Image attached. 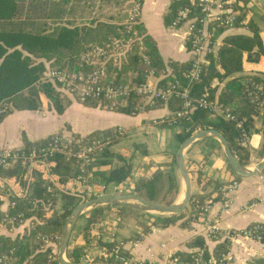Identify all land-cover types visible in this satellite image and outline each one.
Segmentation results:
<instances>
[{"label": "trees", "instance_id": "obj_1", "mask_svg": "<svg viewBox=\"0 0 264 264\" xmlns=\"http://www.w3.org/2000/svg\"><path fill=\"white\" fill-rule=\"evenodd\" d=\"M233 12H235L234 25L239 26L247 11H252L257 14L258 9L255 6H249L250 0H224ZM200 0H174L171 3L169 12L165 15V23L170 24L177 10L184 6L189 7L190 16L192 13L199 11ZM20 14L18 0H0V101L6 100L10 109H26L36 110L42 104V98L46 100L48 105L57 113H62L69 105L70 100L60 93V86L50 81H41L47 65L44 61H49L50 67L59 66L71 71H89L91 67L82 66L80 55L87 50L89 44H96L94 40L96 32L91 26H68L60 25L53 28L52 31L46 32L44 29H30L23 27H6ZM106 25L107 30H112V34L103 35L104 42H98V45L110 44L111 38H119L124 36V24ZM112 27V28H111ZM137 34L141 37V43L147 48L146 54L150 61V68L154 73H167L169 67L171 73L158 80V86H165L174 81H178L181 86L189 84L190 95L194 100L198 99L204 93L208 94V98H215L216 88L212 87L214 79L223 82V86L217 94L218 102L225 106V109L230 114V118L216 116L211 119V112L196 107L191 112V120L179 122L181 130L176 135L177 143H182L186 138L191 136L195 130L214 129L219 132L227 141L233 155L242 165L247 164L248 149L246 146L239 144L241 134L252 131L253 117L258 114L256 103L251 100L248 88L250 82L261 84L262 94L261 100L264 101V74L249 75L244 77L237 76V72L242 69L243 54L247 53L249 60L257 61L260 55L264 54V45L255 23H249L251 34H230L225 36L222 44L216 54H208L206 62L202 65V71L198 80L190 81L183 77V72L189 67V62L170 61L166 66L152 40L144 33L138 23L133 25ZM211 30V27L208 28ZM223 26H216L213 29L212 39L223 32ZM90 39H88V38ZM109 37V38H107ZM85 44V45H84ZM189 47V44L187 43ZM35 59H41L34 61ZM66 59L68 66H64L62 61ZM140 55L138 50L128 54L125 61L120 66L108 64L107 77L111 83H126L132 80L140 83L144 80L143 70L139 68ZM221 68V72L218 69ZM133 74L132 76H130ZM247 81V82H245ZM60 90V91H59ZM138 95L130 93L127 96L125 106L115 110L125 114H134L133 110L136 105L145 106L144 100ZM162 102L161 100H156ZM86 106L100 104L97 100H86L82 102ZM169 109L172 112L180 108V102L175 97H170L166 101ZM2 116L0 117V119ZM110 129H105L104 133H109ZM96 133V132H92ZM51 136L41 138L35 141L25 140L24 145L15 151L18 154L24 152L28 154L33 151L34 162L29 165L27 162L24 166L20 160L12 162L5 168H0V180H13L19 189V196L11 195V202H15V206L4 213L0 210V221L15 222L24 220L29 217L39 219L30 229L21 235L15 237L0 235V254H6L9 250H13V255L18 263L29 264H57V252L59 246V238L54 239V236L60 237L64 224L73 208L79 203L80 197L76 194L60 189L71 179L77 178L80 170L69 160L65 154V149L47 152L43 155L38 151L48 144ZM112 155L110 149H105L100 160L106 163L107 159ZM94 164H92L93 166ZM32 166H35L32 168ZM88 168L89 172L91 170ZM45 169V170H43ZM45 171L53 175L56 180L47 182L45 180ZM132 171V166L129 163H123L121 166L110 170L102 176L103 186L108 183H122L127 179ZM200 176V170H198ZM237 179L240 176L237 175ZM198 180L199 177H198ZM214 183L211 192L198 195H191L188 206L193 208L194 205H201L206 200L217 202L222 199L220 188L222 184L208 180L203 183L206 188L208 184ZM47 185L51 189L47 190ZM176 182L170 172H157L149 178H143L135 182L133 191L138 197L143 199L167 203L166 196L173 190H176ZM101 194L89 195L88 199L100 196ZM61 204V210L55 209L57 203ZM2 201L0 200V205ZM110 207H116L122 211H130L136 215H143L140 210H132L124 205H100L91 208L85 213L87 229L97 223H100L104 218L105 210ZM186 216V210L178 214H158L152 219L151 223L157 227H165L179 220H183ZM142 231L135 233L126 240H139L143 233L150 231L149 226L143 225ZM40 235L51 238L55 242L56 250H52L50 246L41 247L42 240ZM216 241L212 250H209L205 239L196 235L187 243L189 249L177 251L173 257L177 258L176 264H192L197 256L199 249H202L201 257L207 259L212 255L216 259H221L222 255L228 252V244L226 240L218 241L215 237L211 238ZM100 245L107 249L119 244L115 241H102ZM67 256L75 263L80 262L83 255L78 248L67 247ZM123 255H129L121 249ZM102 261L107 264H121V262L110 258ZM259 264H264V259H256ZM146 264V263H145ZM250 264V263H248Z\"/></svg>", "mask_w": 264, "mask_h": 264}, {"label": "crops", "instance_id": "obj_2", "mask_svg": "<svg viewBox=\"0 0 264 264\" xmlns=\"http://www.w3.org/2000/svg\"><path fill=\"white\" fill-rule=\"evenodd\" d=\"M173 1L142 0L141 13L137 20L142 29L141 32H144L152 40L166 66L170 61L189 62L193 56L186 42L188 24L172 27L170 24L165 23V15L169 12ZM248 5L255 6L259 10L258 13L247 11L239 26L224 29L212 41L210 40L213 49L212 54L217 53L225 36L251 34L250 22L256 24L264 45V11L253 0H250ZM126 16L127 14H125V17L123 15V20H118L119 22H115L108 17L111 20L107 23L113 26L123 25ZM103 23L106 22L97 23L96 25L97 27H106ZM92 28L95 29V26ZM212 36L213 34L210 37ZM115 39L117 37L111 38L110 43ZM101 42L103 43L104 40ZM103 45L105 44H96L95 46ZM247 57V53H244L242 69L236 75L242 77L243 80L244 77L249 75H263L264 54L260 55L257 61L249 60ZM140 69L143 70L145 79V69ZM218 69L220 72L222 71L220 67ZM166 72V74L160 72L149 75L147 81L157 85L158 80L171 73V69L167 67ZM223 84L217 79L212 82V87L216 88L215 98H217ZM60 93L70 100L69 105L62 113H57L42 98L43 104L39 109L12 108L4 114L0 119V147L18 149L24 145L25 140L35 141L56 133L87 134L121 126L125 128L126 134L111 146L112 155L106 163L99 159L91 167L87 186L83 187L77 181L70 180L63 186L60 185V189L78 196L84 195L87 199L90 194L136 195L133 191L135 182L143 178H149L157 172H170L177 186L176 190L166 196V200L170 203H177L182 200L184 182L175 163V151L179 146L175 137L180 132L181 127L177 125L169 127L154 123V120L164 119L172 113L166 102L143 99L146 105L140 107L138 112L125 114L108 110L99 105L86 106L64 91H60ZM215 117L216 115L211 113L210 118L214 119ZM197 131L200 130L197 129L193 133ZM246 147L249 155L247 164L244 166L249 170H253L264 159V111L253 117L252 131ZM183 159L190 176L191 195H204L211 192L214 183L208 184L206 188L203 187V183L208 180L219 184H225L232 180L239 182L238 188L232 196L231 205L221 211L220 229L242 230L256 222L264 223V170L250 177L237 179V174L231 170L227 163L221 143L211 136L194 140L184 150ZM123 163H129L132 166L130 176L120 184L108 183L106 185L107 189L102 190V176ZM198 170H200V176ZM198 177L200 180H198ZM114 184L119 186V192L111 189ZM192 184L196 186L195 192H192ZM8 188L11 190V195H20L18 188L12 186H8ZM0 200L2 201L0 210L7 213L11 209V199L10 194L6 192L2 184H0ZM55 209L61 210L60 202L57 203ZM90 209H87L75 222L67 245L70 248H78L82 251V254L86 250L97 253L101 249L100 242L98 241L95 245L93 240L97 232L102 234V241H115L124 252L133 255L137 260H145L151 264H173V255L177 251L188 250L187 243L196 235H200L205 239L209 250H212L216 243L207 236L204 225L194 216V209L189 208V206L186 208V216L183 220L165 227H157L143 233L139 240L134 241H125V239L142 231L143 225L148 226L152 219L158 215L157 213L144 212L143 215H136L127 210L122 211L116 207H110L105 210L104 218L100 223L87 229L85 213ZM219 209L220 202L217 201L210 210L215 213ZM4 221L5 219L2 222L0 221V235L15 237L25 233L39 219L29 217L18 223ZM218 241L222 240L219 239ZM48 246L55 252V245ZM262 255L263 245L255 240L238 237L228 243L230 264H259L255 260L261 259Z\"/></svg>", "mask_w": 264, "mask_h": 264}, {"label": "built area", "instance_id": "obj_3", "mask_svg": "<svg viewBox=\"0 0 264 264\" xmlns=\"http://www.w3.org/2000/svg\"><path fill=\"white\" fill-rule=\"evenodd\" d=\"M141 1L133 0V5L127 12V16L124 20L125 34L122 37L115 39L110 44L103 46L89 47L80 56V62L83 65L91 67L89 71L79 70L71 71L59 66H47L43 72L41 81H50L54 84H58L61 91L68 93L75 97L79 102H84L88 99L97 100L103 107L115 111L127 103V96L130 93L138 95L141 99L147 100H161L166 102L170 97H175L180 102V108L166 118L160 120H154L156 124H163L165 126H179L181 120L190 121L191 112L196 107L206 109L216 116H223L230 118V114L225 109L222 103L218 102L217 98L210 99L208 94L204 93L198 99H192L189 91V84L181 86L178 81H174L165 86H158L147 81L149 75H154V71L150 68V61L146 54V46L141 43V37L137 34L133 25L137 23V20L141 13ZM227 1L224 0H200V10L190 13V8L184 6L179 8L173 17L170 25L172 27H178L181 24L187 23L186 29V42L189 44V50L193 54L189 67L183 72V77L190 81L198 80L202 71V65L206 62V56L213 53L211 46L210 36L213 34V29L216 26H223L225 29H232L235 27V12L228 6ZM211 27V30L207 31V28ZM138 50L140 55V68L145 70V79L136 83L129 80L126 83H111L108 81L107 68L108 64L112 63L115 66H120L125 61L128 54ZM247 82V81H245ZM249 94L251 100L256 103V109L258 113L264 111L263 101L261 100L262 86L254 82L249 83ZM9 104L6 100L0 101V117L9 111ZM140 109L139 105L134 107V114ZM126 134L125 128L118 126L109 130V133L96 132L87 134H63L56 133L51 135V140L48 144L42 148H38V151L45 155L47 152H53L60 149H65V154L69 160H72L73 164L80 170L79 175L72 181H77L80 185L87 186L88 182V168L92 166L97 160L101 158V155L105 149H110L111 146L121 137ZM248 133L241 134L239 138V144L247 146ZM16 149L0 147V168L9 166L12 162L20 160L22 166L27 162L31 165L34 162L33 151L25 154L22 152L18 154ZM35 166H32L34 168ZM45 170V169H43ZM45 180L47 182H54L56 179L48 171H45ZM0 184L5 187L8 194H11L10 188H19L18 185L9 179H1ZM8 185V186H7ZM239 182L232 180L225 184H222L220 188L222 199L220 202L219 211L211 212V207L215 202L206 200L201 205H194V216L199 219L202 225L205 227V231L209 238L215 237L217 240H226L227 244L238 237L245 239L255 240L263 245L264 259V223H253L250 226L242 230L233 229H220L219 219L221 211L227 209L232 203V196L237 190ZM50 185H47V190H50ZM107 189L106 186L102 187V190ZM111 189L119 192L120 188L114 184ZM83 193V192H82ZM15 202L10 203V207H14ZM20 220L19 222H21ZM150 230H154L157 226L151 222L148 224ZM42 240L41 247H47L48 245H54L55 242L51 238H47L40 235ZM95 245L97 242L103 239L102 234L95 233L94 235ZM54 239L59 237L54 236ZM228 246V245H227ZM198 251L197 256L194 258L192 264H230L231 258L228 256V252L223 254L221 259H216L210 255L207 259L201 257L202 249ZM66 260L72 261L67 256V251L64 255ZM114 258L121 262V264H151L145 260H137L133 255H123L121 253V246H113L110 249L104 246L97 253H91L88 250L80 258L79 263L90 264L97 262L96 260H108ZM73 262V261H72ZM104 263L102 261H98ZM173 264L177 263V258H172ZM0 264H27L18 263L13 255V250H9L6 254H0ZM29 264V263H28ZM49 264V263H48Z\"/></svg>", "mask_w": 264, "mask_h": 264}, {"label": "rangeland", "instance_id": "obj_4", "mask_svg": "<svg viewBox=\"0 0 264 264\" xmlns=\"http://www.w3.org/2000/svg\"><path fill=\"white\" fill-rule=\"evenodd\" d=\"M18 4L19 16L6 27L44 29L50 32L60 25L95 26L96 32L92 34L95 35L94 40L98 44L103 40V35L110 36L112 30L108 31L105 26L97 27L96 24L110 22V18L115 22L123 20L133 5V0H18ZM96 44H89L86 49ZM39 60L41 59L34 61ZM42 61L45 66H49V61ZM62 63L64 66L69 65L66 59H63ZM195 191L196 186L192 184V192Z\"/></svg>", "mask_w": 264, "mask_h": 264}, {"label": "water", "instance_id": "obj_5", "mask_svg": "<svg viewBox=\"0 0 264 264\" xmlns=\"http://www.w3.org/2000/svg\"><path fill=\"white\" fill-rule=\"evenodd\" d=\"M253 1L264 11V0H253ZM263 106H264V101H263ZM205 136H211L219 140L221 146L223 147L224 154L229 167L238 176L250 177L264 170V159L259 164H257L253 170H249L244 165L240 164V162L231 152L226 139L216 130L209 128V129L197 131L188 138H186L182 143H180L175 151V163L184 182V196L182 201L177 203H169V204L153 202L138 197L134 194H105L92 199H87L84 195H79L80 201L73 208L70 215L68 216L59 237V246H58L57 258H56L57 264H83V263H75L66 260L64 255L75 222L89 208H93L95 206H100V205H124L143 212H152L157 214H178L185 211L188 206L191 193H190V176L187 171L186 165L184 163L183 152L194 140ZM90 264H107V263L95 262Z\"/></svg>", "mask_w": 264, "mask_h": 264}, {"label": "bare ground", "instance_id": "obj_6", "mask_svg": "<svg viewBox=\"0 0 264 264\" xmlns=\"http://www.w3.org/2000/svg\"><path fill=\"white\" fill-rule=\"evenodd\" d=\"M182 197H183V196H182ZM182 197H181V199H183ZM180 201H182V200H180Z\"/></svg>", "mask_w": 264, "mask_h": 264}]
</instances>
